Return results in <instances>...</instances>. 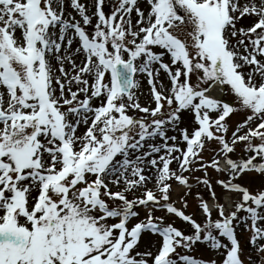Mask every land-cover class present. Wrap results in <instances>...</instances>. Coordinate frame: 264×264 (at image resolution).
Listing matches in <instances>:
<instances>
[{"label":"snow or ice","instance_id":"snow-or-ice-1","mask_svg":"<svg viewBox=\"0 0 264 264\" xmlns=\"http://www.w3.org/2000/svg\"><path fill=\"white\" fill-rule=\"evenodd\" d=\"M0 264H264V0H0Z\"/></svg>","mask_w":264,"mask_h":264},{"label":"rangeland","instance_id":"rangeland-1","mask_svg":"<svg viewBox=\"0 0 264 264\" xmlns=\"http://www.w3.org/2000/svg\"><path fill=\"white\" fill-rule=\"evenodd\" d=\"M105 11L108 12L109 11V8L106 7L105 8ZM147 85L145 83V92L147 91ZM221 98L225 101H230L231 97L228 95L227 92H224V93H221ZM141 103H145V98L144 97H141ZM241 119V116L240 115H233L231 117V120L229 121L230 123H235L237 121H239ZM169 135H172L171 132H169ZM211 153L210 152H206L205 153V156L207 157L208 155H210ZM175 166V165H173ZM197 175H200L199 173H197ZM242 183H248V178L245 177L244 181H241ZM256 183H258V181H256ZM219 188H217V192L219 193ZM173 199H176V193H173ZM189 203L190 205H192V200L191 198H189ZM179 206V205H177ZM189 212L192 211V207H189L188 209ZM159 214V213H158ZM178 226H179V223H178ZM247 235V233H241V241L242 243L244 244L246 250L248 251L249 254H251L253 256L254 259H256V254L251 250V248L244 242V239L243 237ZM193 255L197 256V257H203L204 259H209V258H213V259H218V254L214 253V252H211V251H208L204 248L203 245L199 246L196 251L194 253H192Z\"/></svg>","mask_w":264,"mask_h":264},{"label":"bare ground","instance_id":"bare-ground-1","mask_svg":"<svg viewBox=\"0 0 264 264\" xmlns=\"http://www.w3.org/2000/svg\"><path fill=\"white\" fill-rule=\"evenodd\" d=\"M214 95H218V96H221V93H213Z\"/></svg>","mask_w":264,"mask_h":264}]
</instances>
